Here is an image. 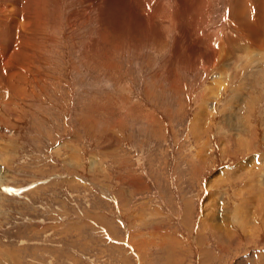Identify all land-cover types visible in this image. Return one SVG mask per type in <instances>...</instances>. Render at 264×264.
I'll use <instances>...</instances> for the list:
<instances>
[{"label": "rangeland", "instance_id": "obj_1", "mask_svg": "<svg viewBox=\"0 0 264 264\" xmlns=\"http://www.w3.org/2000/svg\"><path fill=\"white\" fill-rule=\"evenodd\" d=\"M50 1L0 0L8 55L40 7L0 67V264H264V0Z\"/></svg>", "mask_w": 264, "mask_h": 264}, {"label": "bare ground", "instance_id": "obj_2", "mask_svg": "<svg viewBox=\"0 0 264 264\" xmlns=\"http://www.w3.org/2000/svg\"><path fill=\"white\" fill-rule=\"evenodd\" d=\"M15 2H17V0H14ZM36 1H37V5H39V4H41L42 3V0H26V5L28 6V8L30 9L31 7H33L34 5H35V3H36ZM52 1V0H51ZM50 1V2H51ZM78 1V0H77ZM82 1V0H81ZM15 2H14V4H15ZM55 2V1H54ZM17 4H18V2H17ZM50 5V4H49ZM263 5V4H262ZM36 6V5H35ZM40 6V5H39ZM42 6V5H41ZM56 6H57V4H56ZM55 7V6H54ZM46 8V7H45ZM261 8H262V6H261ZM59 9V8H58ZM103 9V8H102ZM52 10V9H51ZM26 11H27V9H26ZM38 11V10H37ZM56 11V10H55ZM58 11V10H57ZM29 12V11H28ZM39 12H40V7H39ZM39 12H34L33 13V15H32V13H27L26 15H24L23 16V13L21 14H19V17H18V19H16L15 21H14V25H12L13 26V30H14V36L17 34L18 35V39H19V41H18V44H17V46H16V49L15 48H13L14 47V43H13V40L11 41V44H12V48L14 49L12 52H11V50H10V52H9V55L8 54H6V53H4V52H2L1 53V51H0V67H2V66H7V64H8V62H9V60L11 61V59L13 58V57H15L16 55H17V53H18V51H16V50H18L19 48H18V46L21 44V42L23 41V39H22V37H23V35L24 34H26V32H27V29L26 28H28L29 30H30V26H32V24H33V22H38V19H39V15H40V13ZM59 12V11H58ZM85 12V11H84ZM98 13V12H97ZM264 13V12H263ZM9 15V14H8ZM95 15H98V14H95ZM240 15H241V13H240ZM261 15V14H260ZM259 15V16H260ZM42 16V15H41ZM51 16V15H50ZM99 16V15H98ZM51 18H53V17H51ZM97 18V17H96ZM13 19H15V18H13ZM13 19H11V22H12V20ZM20 19L22 20V21H20ZM47 19V18H46ZM50 19V18H49ZM100 19V18H99ZM8 20V19H7ZM242 20H244L243 19V17H242ZM258 20V23H259V25H262V23L264 22V20H263V15L261 16V17H259V19H257ZM6 21V20H5ZM33 21V22H32ZM49 21V20H48ZM99 21V20H98ZM9 22V21H8ZM58 22V21H57ZM244 22H246V21H244ZM56 23V22H55ZM148 24H149V22H148ZM7 25V24H6ZM53 25V24H52ZM55 25V24H54ZM258 25V24H257ZM255 27V26H254ZM9 28V27H8ZM254 30V29H253ZM10 31V30H9ZM8 33V32H7ZM25 36V35H24ZM5 38H6V36H5ZM21 38V39H20ZM25 38V37H24ZM10 39H13V38H10ZM261 39V37L259 38V37H254V35H253V37L252 38H250V40L249 41H251V42H256L257 44H258V40H260ZM26 40V39H25ZM250 42V43H251ZM263 43H264V41H263ZM14 44V45H13ZM262 44V43H261ZM6 47V46H5ZM23 47H25V46H23ZM5 48H4V45L2 46V44L0 45V50H4ZM28 51V50H27ZM27 51H25V54H26V52ZM21 56V55H20ZM14 59V58H13ZM22 59V58H21ZM17 62H18V59H17ZM19 63V62H18ZM18 63H16V66H17V64ZM14 68V67H13ZM2 69V68H1ZM1 73V72H0ZM12 73V72H11ZM8 78V77H7Z\"/></svg>", "mask_w": 264, "mask_h": 264}]
</instances>
